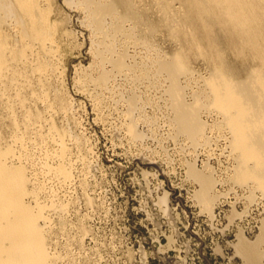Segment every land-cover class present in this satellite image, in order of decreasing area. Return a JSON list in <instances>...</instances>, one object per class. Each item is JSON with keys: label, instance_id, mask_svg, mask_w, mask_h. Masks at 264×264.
I'll return each mask as SVG.
<instances>
[{"label": "rangeland", "instance_id": "rangeland-1", "mask_svg": "<svg viewBox=\"0 0 264 264\" xmlns=\"http://www.w3.org/2000/svg\"><path fill=\"white\" fill-rule=\"evenodd\" d=\"M49 1L42 5L47 7L50 4L51 9L53 8L51 19H57L55 21L60 24L57 26V35H53L54 41L46 42V46L54 49L53 53L40 42L31 41L29 54L27 52V58L23 59L28 61L32 58V64L30 60L29 63H24L25 67L31 65V69L28 67L27 70L23 62L20 64L19 60L23 61L21 58L15 61L10 58V69L8 67L6 70H12V73L17 67L16 71L23 73L17 74L18 77L21 75V79L17 77L18 82L15 77L12 79L10 71L4 73L9 75L8 77L0 76L1 79L6 78V81L0 79V148L6 150V147L12 146L15 150L12 155H15L12 158L10 154L8 160L12 159L9 162L27 167V174L30 175L28 185L32 188L31 193L27 195V202L34 206L43 204L47 209L46 211L44 207L45 217L41 222L43 225L45 222L44 227L49 234L48 248L52 255L50 264H264V254L262 259L259 257L260 260L251 262L242 250L243 243L258 242L259 248L264 251V192L252 181L240 184V181H236L238 154L232 149L230 130L221 126L224 125L222 113L213 107H205L202 110L206 133L204 132V141H199L200 143L179 133L173 122L174 111L167 92L169 80L167 75L158 74L155 63L159 56H171L179 51L183 40L174 38L169 26L161 23L164 14L160 12L155 0H136L139 1L138 7L144 15L143 22L138 25L135 20H127L124 24L127 32L125 30L124 33L108 36L106 40H114L112 43H115V51L112 53L103 48L101 41L105 36L99 31L96 32L86 9L81 5H72L67 0ZM171 2L174 12L179 15L180 9L184 8L182 2ZM108 21L112 19L109 18ZM152 22L156 23L152 26L153 33L148 28ZM13 24L14 21H8L3 29H9L5 33L13 36L10 35L12 39L9 37L10 46L22 39L21 31L15 29L17 24L15 23V27ZM13 31L16 33L13 34ZM54 31L56 30H53V34L56 33ZM15 36L20 39L16 41ZM20 41L19 44H22ZM39 44L45 49V53L49 52L47 55L51 54L50 58L42 55L45 54L43 49L38 51ZM35 51L39 55L35 54ZM102 51H106L107 56L101 59ZM122 53H126L127 66L118 71L107 57H117ZM41 55L46 59L43 60ZM229 56L236 59L231 53ZM47 57L55 65H51ZM38 59L44 62L48 60V63L42 61L46 68L49 64V71L44 72L41 78L42 84H47L42 86V90L38 77L46 68L44 67L42 72L39 71L37 65L41 60ZM191 60L190 64L196 74L187 76V80L186 76L181 77L183 85H188L186 98L190 102L194 100L193 95L197 94L194 91L203 93L206 89L204 80L212 70L210 62L203 56H193ZM12 65L14 69H11ZM21 65L22 67H19ZM104 68L111 73V78L107 85L103 86L95 77ZM29 70H35V74ZM146 70L152 71L147 75ZM27 74L28 78L33 75L29 82ZM45 75L47 78L43 79ZM188 78H191V81ZM46 89L49 95L43 94V91L47 93ZM132 94L139 98V104L134 109L129 103ZM43 95L48 97L44 98ZM20 98L23 101L25 98L26 102ZM27 112L32 114L29 115V120ZM130 117L140 132L142 131L140 139H134L129 131ZM14 119H17V123ZM19 135L21 138L22 135L25 137L21 139ZM19 138L24 140H18ZM62 144L63 148L66 147L65 152L68 150L67 157L61 150ZM28 146H32V149ZM30 153L33 155L30 156ZM62 153L65 159H62ZM58 155H61V158ZM59 163H65L64 166L69 164L66 166L69 170L75 167L70 179L61 177L57 172H48L51 168H54L51 169L54 171L57 165H61ZM194 166L215 178L210 202H203L200 198L202 183L190 173V168ZM34 189L38 190V193L33 192L36 195L32 193Z\"/></svg>", "mask_w": 264, "mask_h": 264}, {"label": "bare ground", "instance_id": "bare-ground-1", "mask_svg": "<svg viewBox=\"0 0 264 264\" xmlns=\"http://www.w3.org/2000/svg\"><path fill=\"white\" fill-rule=\"evenodd\" d=\"M47 1H49V0H47ZM47 1H43V0H0V76H3V75H5V77L7 76L4 73L10 71V70H6V69L10 66L9 62L11 59H14V61H15V59L21 58V60H23L24 58H27L26 56L29 54L28 49L30 51V48L32 47V45H30L31 41L32 42L38 41L42 44L43 47L45 46V47L50 49L49 46H46V42H48V40L50 42H52L51 40L54 41L53 35H55V34L57 35V31L59 30L57 26H60V24H58L59 21H55L57 19H54V20L51 19L52 18L51 15L53 13V11H52L53 8L51 9L50 4L52 2L49 1L50 4L47 7L42 5L44 2H47ZM171 1L172 0H155V3L158 4L159 9L161 10V11L160 10L159 11L161 13L163 12V14H164L163 15V21H161V23L169 26L171 35L174 38H176V39L178 38L180 40H183L182 41L183 46L180 48L179 51H177L175 54H173L171 56H168V55L165 57L159 56V59L156 60L155 66H156V70H157L158 74L161 73V75H162V73H163V74L167 75V78L169 80L167 92L170 96L171 107L174 111L173 122L176 124L177 130L179 133H182V134L192 138L194 140V142H199L202 140L204 141V134L206 133L205 132L206 131L205 130L206 124H205V121L202 120V115H201L202 110L205 109V107H213L216 110H218L220 112V114L222 113L223 118L222 117L221 118L223 120L224 125H221V126H226L230 130V132L232 134L231 135L232 136L231 142L233 145L232 149H235L237 151V154H238L237 159H239V164L236 167L237 171L235 170V172H236L235 175H236V179H237L236 181L237 182L240 181L238 184H240L241 182L246 183L247 181H249V182L252 181V183H254L256 185V187H259L260 189L263 190L262 192H264V0H180V2H182V6L184 8L180 9L181 12L180 11H179L180 13L178 12L179 15H177L174 12ZM67 2L72 4V5H74V4L79 5V6L81 5L83 7V9H86V11L88 12L87 13L88 17H89L92 25L97 30L96 32L99 31L102 34H104L105 38L104 39L102 38L103 41H101V43H102L103 48L107 52H110V53L115 51V45H114L115 43L114 44L112 43L114 40L112 42H109V40L107 41L106 38L110 35H115L117 33H121V32L124 33V31L126 30L124 24L127 20H135L136 24L139 25L140 23L143 22V19H144L143 18L144 15H142V11H141L142 9L140 7H138L139 1L137 2L136 0H67ZM109 18H111L112 21L109 22L108 21ZM8 21H10V23H12V21H14V24L12 26H14L16 23L17 25H15V26H17V28H15V29H19L22 33V35H20V36H22L21 41L18 40L20 38H17L18 34H16L17 37L16 36L15 37L17 39H15V38H13V39H15L16 41L18 40V42L15 45L11 44L12 46H10L11 41H9V37L11 34L8 35V33H7L9 29L5 30V31H7L6 32L7 34L3 30L6 28V27L4 28V25L7 24ZM154 24H156V23L152 22L149 25L147 24L149 31H151L152 33L154 32L152 30V26H154ZM18 26H19V28H18ZM14 27H13V29H14ZM19 30H16V31L19 32ZM53 30H56V31H54L56 33L53 34ZM126 32H127V30H126ZM128 32H130V31H128ZM14 33H16V32L13 31V34ZM131 34H132V32H131ZM11 37H13V36L11 35ZM138 39H139V37H138ZM15 40H14V43H15ZM19 41L22 42V44L20 43L21 45L19 44ZM12 42H13V40H12ZM41 44H39V46ZM145 44L147 45V43H144V45ZM34 47L35 46L33 45V48ZM37 47L38 46H36V48ZM40 48L43 49L40 46L38 51H40ZM32 50L34 51L36 49H32ZM44 50L45 49H43V51ZM50 50L51 51H49V52H52L54 49L52 48ZM149 50H151V49H149ZM27 52H28V54H27ZM45 52L46 51H44L43 53H45ZM49 52H47L45 54H42V52H41V54L44 56V55H47ZM105 52L102 51L101 59L105 58V56H107V55H105ZM163 52H164V50H163ZM145 53H146V51H145ZM229 53L234 55V57L236 59L230 58ZM35 54L39 55L38 52H36V51H35ZM37 55H35V56H37ZM49 55H51V54H49ZM49 55H47V56L49 57ZM43 56L41 57L42 59H43ZM193 56L205 57V59H207V61L210 62V65L212 66V70H211L210 75L208 77L206 76L207 78H205V80H204L205 81L204 86L206 89H204V91H202L203 93H198L197 92L198 90L194 91V93L196 92L197 94L193 95L194 100L192 102H190L186 98L187 97L186 96V92H187L186 88L188 85L186 87H185V84L183 85V81L181 80V77L186 76V80H187V76H189V75L191 76L195 73L193 67L191 66V64H192L191 58ZM48 57H47V59H48ZM36 58H34V59L36 60ZM107 58L113 62L114 67L118 71L124 70L127 66L126 53L125 54L122 53V54L118 55L117 57H113V56L109 55V57H107ZM31 59H29L30 62H31ZM44 59H46V58H44ZM143 59L144 58H142V60ZM200 59H202V58H200ZM38 60H41V59H38ZM43 60H41V63H39L37 61L39 64V65H37V67H39V71H41V72L46 68L45 64L44 65L42 64L44 62ZM48 60H50V59H48ZM48 60H45V62ZM150 60H151V58H150ZM197 60H199V58ZM17 61L18 60H16V63H17ZM24 61L25 60H23V61L19 60L20 64L23 62L22 64L25 67V64H27L29 62L27 60H26L27 63H26V61L25 62ZM49 62H51V60ZM96 62H97V60H96ZM239 62H241V63H239ZM46 63H48V62H46ZM128 63H130V62H128ZM148 63H146V64H148ZM30 64H32V62ZM34 64H36V62ZM135 64H137V63H135ZM135 64L134 65L131 64V66L132 65L135 66ZM14 65H15V63H14ZM14 65H12L11 69L12 68L14 69V67H13ZM51 65H55V64H52V62H51ZM207 65H209V63H207ZM47 66H48L47 68H49V64H47ZM19 67H22V65ZM28 67L30 68L31 65L27 66L25 68L27 69ZM33 67L35 69V66H33ZM16 68H15V71H13L11 73V71H12L11 70L10 73L12 74L11 75L12 79H13V77H15L16 81L18 82V79H17L18 75L17 74H19L21 72L18 69L19 70V73H18V71H16ZM25 68H23L24 69L23 71H25ZM47 68L42 73H40L41 77L40 76L38 77L39 78L38 80H40V82L42 81V79H41L42 76H44L43 73L49 71ZM55 68H57V67H55ZM8 69H10V67ZM142 69H144V68H142ZM29 71L32 72L33 70H29ZM34 71H33V73L35 74ZM151 71L148 70L146 74L149 75L150 73H148V72H151ZM37 72H38V68H37L36 73ZM95 72H97V71H95ZM98 72H100V71H98ZM26 73L27 72H25V74ZM28 74H30V72ZM28 74L26 75L27 76L26 78H28ZM41 74H43V75H41ZM45 74H47V73H45ZM21 75H23V73H21ZM21 75H19V77H18L19 80L21 79V77H20ZM32 76H30L29 78H31ZM3 78L4 77H2V79H1V77H0L1 80L6 79V78L5 79H3ZM23 78H25V77H23ZM29 78H28V82L31 81V80H29ZM46 78L47 77L45 75V77L43 79H46ZM95 78L99 84H103V86H104L110 80L111 73L104 68V69H102V72L100 74H98V76ZM8 79L9 78H7V80ZM159 79H160V77H159ZM190 79L191 78H188V80H190ZM16 81H14V82L16 83ZM25 81H27V79ZM84 81H85V79H84ZM7 82H9V81H7ZM10 82H11V79H10ZM20 82L21 81H19V86L21 88ZM44 83H45V80H44ZM54 84H55V82H54ZM0 85H1V83H0ZM6 85H10V84H6ZM40 85H41V87H40L41 90H42L43 85L47 86L46 83L42 84V82ZM11 87H12V85H11ZM120 87H122V86H120ZM8 88H9V86H8ZM201 88H203V87H201ZM43 89H45V88L43 87ZM126 90H128V89H126ZM18 91H20V90H18ZM46 91H47V89H46ZM25 93L27 94V92H25ZM18 94L20 97H22V95H20V93H18ZM40 94H42V93H40ZM43 94L49 95L48 91H47V93H44V91H43ZM45 95H43V97ZM95 95H96V93H95ZM37 96L35 95V97H37ZM40 96H41L40 98H42V95H40ZM190 96H192V95H190ZM16 97L18 98V96H16ZM46 97H48V96H46ZM46 97H44V98H46ZM102 97H104V96H102ZM113 97H114V95H113ZM52 98H54V97H52ZM103 99H101V100H103ZM138 99L139 98L137 95H133L132 97H130L129 103H130V106L132 109H134V107L137 104H139ZM25 100L26 99L24 98V101L23 100L22 101L26 102ZM14 101H15V99H14ZM143 101H145V100H142V102ZM23 102H22V105H23ZM47 103H49V102H47ZM11 109H12V107H11ZM207 109L209 110V108H206V110ZM210 110H211V108H210ZM12 111L16 112V110L15 111L12 110ZM31 112H32V110H31ZM210 113H211V111H210ZM27 115L26 116L28 119L29 115H32V114H28V112H27ZM33 118H35V117H33ZM219 118H220V116H219ZM42 119H44V117ZM16 120H15V122L17 123ZM210 124H212V123H210ZM52 127H54V126H52ZM128 127H129V131H130L131 135L134 137V139L135 138L140 139V137H142V133H141L142 131L140 132V130L137 127V124L135 123V121L132 118L129 121ZM19 128H20V126H19ZM222 129H223V127H222ZM37 135H39V132ZM63 136H61V137L63 138ZM18 137H16V139ZM23 137H25V136L22 135V138ZM20 138H21V136H20ZM20 138L18 140L22 139V138L21 139ZM28 139L31 140L30 138H28ZM45 139H46V137H45ZM228 139H229V137H228ZM23 140H21V141H23ZM54 140H55V136H54ZM221 140H223V139H221ZM62 142L64 143V140ZM26 143H28V142H26ZM58 143H60V140ZM31 144H32V141H31ZM11 145H13V144H11ZM34 145H35V143H34ZM28 147L31 148L32 146L31 147L28 146ZM42 148H44V147H42ZM62 148H63V144H62ZM62 148H61V150L63 151V153H65V155L67 157L66 152L68 150H66V152H65L66 147L64 146V148H63L64 150ZM2 149H3V147H2ZM2 149L0 148V264H50L51 260H52V255H51V252L49 251V248H48V244H49L48 243V239H49L48 237L49 236L47 237L48 233H47L46 228L44 227L45 222H44V225L41 222V220H43V218L45 217V214H44V207L45 206L43 204H37L36 206H34V205L27 202V200H26L27 195L31 193V190H30L31 187L29 188V185H28L29 181H30V179H29L30 175L28 176V174H27V169H26L27 167L26 166L24 167V165L22 166L21 164L16 165L14 163L9 162V160L11 161V159L15 155V153H13V155H12V152L15 151L14 149H12V146L11 147L9 146L8 148L6 147V150H2ZM231 151L236 153L234 150H231ZM27 152H29V151H27ZM49 152H50V150H49ZM63 153L61 154L62 157L64 156V158H62V159H65V155ZM10 154H11L12 158L11 159L9 158V160H8V157H11ZM57 154H58V152H57ZM59 154H60V152H59ZM25 155H27V153ZM32 155L30 153V156H32ZM47 155H48V152H47ZM28 156L29 155H27V157ZM55 157H56V155H55ZM234 157H233V159H234ZM236 157H237V155H236ZM46 158H47V160L49 159V157H46ZM81 160H82V158H81ZM61 161H64V160H61ZM67 163H69V161ZM59 164H61V163H59ZM62 164L59 166L57 165L55 167L54 171L51 170L54 168H51V169L49 168L50 170H48V172L49 171L52 173L57 172L61 175V177L65 176L64 178L68 177V179H70V177L72 175L71 174L72 169H74L75 167L71 168V170H69L68 167H66V166H69V164L66 166H64L65 163L63 165ZM44 166L47 167V165H44ZM46 167H44V168H46ZM36 168H38V167H36ZM47 169L48 168H46V170ZM190 169H191L190 173H192L191 175H193L196 179H198L202 183V190L199 193L200 198L203 200V202L204 201L205 202L212 201V199L210 197L211 196L210 192L213 189V186L215 184V181H214L215 178H213L209 174H205L203 171L202 172L199 171L198 169H196L195 166L191 167ZM40 170H41V168H40ZM83 170H85V169H83ZM56 175H58V174H56ZM86 177L88 178V176H86ZM83 179H84V177H83ZM68 181H70V180H68ZM249 182H248V184H249ZM242 184H244V183H242ZM49 188H51V187H49ZM35 189H34V191H32V193L36 192V191H37L36 193H38V190L35 191ZM33 194H35V193H33ZM37 196H38V194H37ZM29 202H30V200H29ZM61 202H62V200H61ZM49 205H51V204H49ZM206 205H208V204H206ZM45 209H46V207H45ZM46 211H47V209H46ZM48 213H49V211H48ZM50 213H52V212H50ZM58 213H60V212H58ZM64 219H65V217H64ZM45 220H47V219H45ZM52 226L53 225H51V227ZM262 240H264V238H262ZM239 246H241V243ZM240 250H241V248H240ZM242 250H243L244 254L246 253V255L249 258V259L248 258L247 259L251 260V262L253 260H256V259L257 260L262 259V257H263L262 255L264 254L263 253L264 251H262L259 248L258 242L257 243H251V242L243 243L242 244ZM259 257H261V258L258 259ZM251 264H253V263H251Z\"/></svg>", "mask_w": 264, "mask_h": 264}]
</instances>
